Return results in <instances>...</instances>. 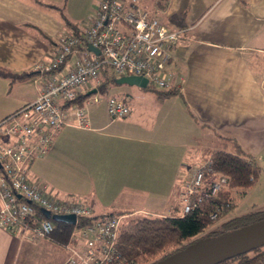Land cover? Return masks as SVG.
<instances>
[{
  "label": "crops",
  "instance_id": "crops-1",
  "mask_svg": "<svg viewBox=\"0 0 264 264\" xmlns=\"http://www.w3.org/2000/svg\"><path fill=\"white\" fill-rule=\"evenodd\" d=\"M148 1L146 8L172 24L170 13L183 11L185 27L166 64L175 83L161 87L173 91L119 87L130 104L126 115L111 119L87 108L88 126H60L29 164L30 178L48 193L80 199L92 215L178 209L196 148L221 146L219 133L264 152V0ZM96 2L0 0V67L23 73H0V120L33 100L45 77L65 70L39 73L34 64L50 58L57 34L82 29ZM30 241L54 250V264L67 254L47 236L30 239L0 225V264H26Z\"/></svg>",
  "mask_w": 264,
  "mask_h": 264
},
{
  "label": "built area",
  "instance_id": "built-area-1",
  "mask_svg": "<svg viewBox=\"0 0 264 264\" xmlns=\"http://www.w3.org/2000/svg\"><path fill=\"white\" fill-rule=\"evenodd\" d=\"M182 35L181 28L159 19L140 0H97L87 24L77 32L54 37V51L34 68L42 73L64 66L60 74L45 77L36 97L0 120V225L36 239L54 227L49 213L72 212L67 249L61 264H125L118 245L121 213L90 214L80 199L57 197L43 183L30 178L32 158L50 146L53 133L64 124L89 125L88 105L101 99L97 84L102 67L117 74L140 73L159 87H169L175 74L167 69L169 46ZM98 47V52L86 43ZM73 56L72 63L68 57ZM95 86L93 91L88 90ZM85 92L80 102L77 95ZM110 117H122L130 110L127 95H106ZM205 171H209L205 179ZM224 174L211 170L209 153L198 160L180 190L181 213L218 189ZM217 209L210 211L216 215ZM89 219H84L85 216Z\"/></svg>",
  "mask_w": 264,
  "mask_h": 264
},
{
  "label": "trees",
  "instance_id": "trees-1",
  "mask_svg": "<svg viewBox=\"0 0 264 264\" xmlns=\"http://www.w3.org/2000/svg\"><path fill=\"white\" fill-rule=\"evenodd\" d=\"M169 19L183 31L185 27L183 11L170 13ZM0 73L8 76L23 74L4 67H0ZM100 75L101 80L97 87L98 91L102 93L106 89L107 83L113 81L114 77L119 74L105 66L101 68ZM148 85L149 82L146 86ZM161 89L155 88L156 92L161 95L173 91V89ZM83 95L85 92L77 95L75 100L80 102ZM219 141L222 143L221 146L209 151L211 170L218 174H224L226 180L218 189L196 205L189 206L181 213L182 206L179 197V208L173 209L169 213L129 214L115 212L124 214L118 230V245L122 256L126 259L125 264H153L167 255L184 250L197 241L213 239L226 232H232L264 220V208L253 209L230 216L219 224L206 229L214 217L235 203L236 194L245 191L257 179L260 172L257 154L245 150L232 136L219 133ZM194 162L193 159L190 166ZM208 172L205 171L203 179L209 174ZM185 183L181 186L182 189ZM214 209H217L216 215L211 217L210 211ZM106 213H114V211L101 214ZM89 218L90 216L87 215L84 217L86 220ZM52 220L54 227L46 236L53 242L62 244L69 239L71 224L61 219L52 218ZM211 264H264V244L235 253Z\"/></svg>",
  "mask_w": 264,
  "mask_h": 264
},
{
  "label": "water",
  "instance_id": "water-1",
  "mask_svg": "<svg viewBox=\"0 0 264 264\" xmlns=\"http://www.w3.org/2000/svg\"><path fill=\"white\" fill-rule=\"evenodd\" d=\"M86 46L98 52V47L90 42H87ZM114 81L128 82L143 87L148 83L147 77L140 73L119 74L114 77ZM95 89L96 87L93 86L88 92ZM43 211L47 216L50 215L55 219L65 221H73L75 217L72 212H53L50 214L47 209H43ZM261 244H264V220L232 232H226L213 239L197 241L184 250L167 255L153 264H211L220 259L254 248Z\"/></svg>",
  "mask_w": 264,
  "mask_h": 264
},
{
  "label": "rangeland",
  "instance_id": "rangeland-1",
  "mask_svg": "<svg viewBox=\"0 0 264 264\" xmlns=\"http://www.w3.org/2000/svg\"><path fill=\"white\" fill-rule=\"evenodd\" d=\"M143 2H145L146 7L150 6V2L148 0H143ZM109 69H111V67H109ZM130 84L131 83H128V82H116L114 80L109 81L107 83L106 89L101 93V99L89 104L88 108L93 106L94 109L99 111V113H103L104 115H106L107 113L106 108H105L106 95L108 94L121 95L122 92H118L119 87H127ZM148 87L154 88V89L161 88L158 85H155L151 82H149ZM110 118L113 119L112 117ZM199 131H202V130L199 129ZM199 144H202V143H199ZM206 148L207 146L204 148H200V147L196 148L198 150L197 154H195L194 156V159L196 161L201 160L209 153V148H207L208 150ZM35 157H38V156H35ZM258 163L260 165V172L258 174L257 179L252 184H250L245 189V191L237 193L235 197V203L231 207L227 208L226 210L218 214L216 217H214L211 220V222L206 226V229L219 224L222 220L230 216H233L235 214H240L248 210L264 208V152L258 154ZM69 180L70 179H67V181ZM68 196L71 197L70 195ZM39 243L40 242H37V241H30V245L32 246V248L27 254L24 255L23 260H26L25 261L27 262L26 264H54V261L56 258V256H54V250L50 251L48 248H44L40 246Z\"/></svg>",
  "mask_w": 264,
  "mask_h": 264
}]
</instances>
